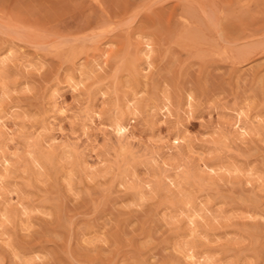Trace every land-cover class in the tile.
Wrapping results in <instances>:
<instances>
[{
	"label": "rangeland",
	"instance_id": "374dc122",
	"mask_svg": "<svg viewBox=\"0 0 264 264\" xmlns=\"http://www.w3.org/2000/svg\"><path fill=\"white\" fill-rule=\"evenodd\" d=\"M0 264H264V0H0Z\"/></svg>",
	"mask_w": 264,
	"mask_h": 264
},
{
	"label": "bare ground",
	"instance_id": "6f19581e",
	"mask_svg": "<svg viewBox=\"0 0 264 264\" xmlns=\"http://www.w3.org/2000/svg\"><path fill=\"white\" fill-rule=\"evenodd\" d=\"M219 36V35H218ZM147 51V50H146ZM145 52V51H144ZM144 55H146V54H144ZM2 64V63H1ZM164 91V90H163ZM167 91V90H166ZM164 94V93H163ZM167 94V93H166ZM164 98V97H163ZM165 99V98H164ZM166 101V100H165ZM165 105H167V104H165ZM163 107H164V105H163ZM167 107V106H166ZM167 109V108H166ZM258 119V118H257ZM260 120V119H259ZM241 129V128H240ZM118 130H121V128L120 127H118ZM239 130V129H238ZM242 130V129H241ZM122 131V130H121ZM247 131V130H246ZM249 132V131H248ZM41 133V132H40ZM120 133V132H119ZM241 134V133H240ZM252 134V133H251ZM118 135V134H117ZM238 135V134H237ZM238 136H240V135H238ZM241 140H243V139H241ZM44 153H46V152H44ZM31 159V158H30ZM31 160H35V159H31ZM32 162V161H31ZM35 162V161H34ZM4 163V162H3ZM36 163V162H35ZM35 163H34V165H35ZM7 164V163H6ZM38 167V166H37ZM8 168V167H7ZM34 170H36V169H34ZM38 170H39V168H38ZM34 174H36V173H34ZM69 174V173H68ZM251 174V173H250ZM249 174V175H250ZM248 175V174H247ZM254 176H257V175H254ZM40 177H41V174H40ZM69 177V176H68ZM247 179V178H246ZM252 179V178H251ZM69 181V180H68ZM258 182V181H257ZM247 183V182H246ZM210 184H211V182H210ZM208 185L206 184V187H207ZM259 187H260V185H259ZM258 188V187H257ZM262 190H263V187H262ZM148 193V192H147ZM147 196H148V194H147ZM138 198V197H137ZM140 199V198H139ZM217 201V200H216ZM139 202V201H138ZM219 202V201H218ZM185 205H188V204H185ZM185 207V206H184ZM122 209H124V208H122ZM26 210V209H25ZM24 211V210H23ZM27 211V210H26ZM38 211V210H37ZM27 213V212H26ZM193 214V213H192ZM195 215V214H194ZM220 215V214H219ZM243 215H244V213H243ZM3 216V215H2ZM191 216V215H190ZM4 217H5V215H4ZM242 217V216H241ZM188 218H189V216H188ZM192 218V217H191ZM249 218V217H248ZM254 218V217H253ZM7 219V218H6ZM190 220V219H189ZM191 221V220H190ZM189 222V221H188ZM191 225V224H190ZM189 236H190V234H189ZM6 246V245H5ZM185 246V245H184ZM183 246V247H184ZM185 248H187V247H185ZM184 251H186V250H184ZM186 253V252H185ZM188 253V252H187ZM14 254V253H13ZM189 257V256H188ZM185 258V257H184ZM189 260H190V258H188ZM206 259V258H205ZM209 260H211L210 258H208ZM208 259H207V261L206 262H210V261H208ZM185 260V259H184ZM186 260H187V258H186ZM185 260V261H186ZM191 261V260H190ZM204 261V260H203ZM211 262H212V260H211Z\"/></svg>",
	"mask_w": 264,
	"mask_h": 264
}]
</instances>
